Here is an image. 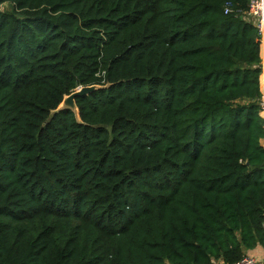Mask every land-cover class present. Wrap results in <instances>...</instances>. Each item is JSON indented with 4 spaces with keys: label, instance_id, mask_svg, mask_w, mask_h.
Instances as JSON below:
<instances>
[{
    "label": "trees",
    "instance_id": "1",
    "mask_svg": "<svg viewBox=\"0 0 264 264\" xmlns=\"http://www.w3.org/2000/svg\"><path fill=\"white\" fill-rule=\"evenodd\" d=\"M251 1L0 0V264L264 249Z\"/></svg>",
    "mask_w": 264,
    "mask_h": 264
},
{
    "label": "built area",
    "instance_id": "2",
    "mask_svg": "<svg viewBox=\"0 0 264 264\" xmlns=\"http://www.w3.org/2000/svg\"><path fill=\"white\" fill-rule=\"evenodd\" d=\"M230 7H227L225 14L231 13ZM243 19L249 20L253 23L258 31V43L260 48L261 69L260 87L262 97L259 102L260 116L264 121V0H252L249 4L248 12L242 16ZM264 147V140L262 141ZM236 264H264V260H257L252 256H245Z\"/></svg>",
    "mask_w": 264,
    "mask_h": 264
},
{
    "label": "water",
    "instance_id": "3",
    "mask_svg": "<svg viewBox=\"0 0 264 264\" xmlns=\"http://www.w3.org/2000/svg\"><path fill=\"white\" fill-rule=\"evenodd\" d=\"M108 88V86H92V87H83L78 89L75 93L70 96L64 98L62 104L59 106L56 112H60L63 110H69L73 112L77 119H79V111L76 105V98L86 97L98 90H103Z\"/></svg>",
    "mask_w": 264,
    "mask_h": 264
},
{
    "label": "crops",
    "instance_id": "4",
    "mask_svg": "<svg viewBox=\"0 0 264 264\" xmlns=\"http://www.w3.org/2000/svg\"><path fill=\"white\" fill-rule=\"evenodd\" d=\"M252 257L256 258L257 260H264V249H258L253 254H251Z\"/></svg>",
    "mask_w": 264,
    "mask_h": 264
}]
</instances>
